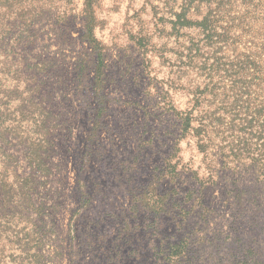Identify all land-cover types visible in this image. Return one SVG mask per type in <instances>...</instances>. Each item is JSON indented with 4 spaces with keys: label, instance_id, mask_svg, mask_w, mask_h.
Instances as JSON below:
<instances>
[{
    "label": "rangeland",
    "instance_id": "374dc122",
    "mask_svg": "<svg viewBox=\"0 0 264 264\" xmlns=\"http://www.w3.org/2000/svg\"><path fill=\"white\" fill-rule=\"evenodd\" d=\"M11 12L0 264H264V0Z\"/></svg>",
    "mask_w": 264,
    "mask_h": 264
},
{
    "label": "trees",
    "instance_id": "16d2710c",
    "mask_svg": "<svg viewBox=\"0 0 264 264\" xmlns=\"http://www.w3.org/2000/svg\"><path fill=\"white\" fill-rule=\"evenodd\" d=\"M26 0H0V50L4 47L7 35V25L11 22L16 25L17 20L21 21L23 14H16L11 12V8L14 4L22 3ZM21 33H19L20 35ZM2 156L6 158L5 153L3 152ZM1 172V170H0ZM2 177H5L3 171L0 173ZM2 183L0 188L6 189L7 185L5 179L1 180Z\"/></svg>",
    "mask_w": 264,
    "mask_h": 264
}]
</instances>
